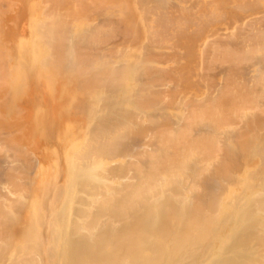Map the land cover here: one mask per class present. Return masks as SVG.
I'll return each instance as SVG.
<instances>
[{
    "label": "bare ground",
    "instance_id": "bare-ground-1",
    "mask_svg": "<svg viewBox=\"0 0 264 264\" xmlns=\"http://www.w3.org/2000/svg\"><path fill=\"white\" fill-rule=\"evenodd\" d=\"M38 3H39L38 5L35 4L32 7V10L34 14L39 13L37 17L41 19L42 21H37L38 19L37 17L34 19L35 22L32 27V31H33L32 34H34L33 35L34 42L32 44L28 43L26 46H23L24 50L22 53L25 58V62H23L22 64H24V66H22V68L19 69L18 71L14 70L11 72L10 70H7L8 68L6 69L7 66L5 65L6 61H4L7 57L5 56L4 51L1 52V49H0V65H1L0 69H2L3 72L10 71L8 74L9 77L12 76L13 78V77H16V75H19L17 76L18 78L21 77L22 79H24L26 83L22 82L20 84L21 87L29 85V83L31 82V78L29 75L30 73L28 74V69H26V67L29 66L31 58L32 59H35V57L38 59L41 58L39 54L42 55V52L44 54V47H41V46H43L45 43H48V40H50V36L51 37L57 36L56 41H59V42L61 40L64 41L61 38L63 35L62 33H64L63 29L66 23H67L66 27H68L69 26L68 24H71V22H74L79 27L78 24L80 23V21L84 18L86 19V17H89L88 14L91 12L92 6L110 5L112 6V8L114 6H117L118 8H120V10L117 11L118 13H116L115 15L117 17L115 19H118L117 21L113 19L114 23L113 22L110 23V20L112 19L110 17L107 21L110 23V25H107L108 23L106 24L109 28L104 29L103 26H102L103 28L100 27L101 25L99 26V28H97L98 27V24H97L96 27L93 26L91 30L89 29L90 35L86 36L84 34V37L89 39L88 41H89L90 46H92L91 42H94V46H97L96 42L98 41H94V40H96V38L98 37L96 36L98 34L97 33L98 31L100 32L101 30L100 33H102L103 35L104 31L102 29L108 30L109 37L111 36L113 37V39H115L114 37L116 36H120V37L126 36V38L128 36L129 38H131L130 35L133 37V33L135 32V26L133 25L135 24L134 23L135 19L129 16V11L131 12L133 4L135 6L136 4H138L140 7V11L143 13L144 18L142 19H144V26L146 29L145 33L147 35L148 42H150L149 44L154 47L161 46L165 50H167V52L170 54L173 51H176L178 49L183 51V53H181V55H183V58L181 57L179 59V57L176 56L177 53L175 54L176 58L178 57L179 60L182 59V62L178 64L177 68L175 69L168 70L169 68L174 67V66L173 67L171 66L166 69L168 71L165 70L166 72L163 71L164 68L161 72H152L151 70L152 68L155 69L154 71L161 70L162 68L161 69L157 67L155 68L153 67L154 65H152V68L151 66H149L147 68L148 70H146V68L144 67L145 71L146 72L148 71L146 74L151 76V78L153 79V82L155 83L156 79L158 80L165 76L168 79H170V81L174 79L177 82L176 85L177 84L181 85L182 91L183 90L191 91V90L197 89L198 87L204 88L205 86H207L205 87L206 90L211 87L210 93L212 92L213 88L215 91V93L212 92V94L214 93L213 96L207 97L208 99H206L205 97V100L201 99L198 101L196 100V98H193V97L191 98L189 97L191 99V100L189 99L190 101L184 99L185 101H189V103L194 99L193 102H191L190 104L187 103L190 105V106L188 105L189 107H187L190 109V110L188 109L189 112L187 111V114L189 113V115H187L186 112H184L186 114V116H184V113H183V116L187 118V119L184 118L186 119L185 122L183 120L184 125L183 124L178 125V123H176V125H178L176 127L174 126L173 122H172L173 123L172 125L171 124L172 119H169L171 115L168 116L166 120L167 114H165L166 113L165 111H164L165 112L164 114L166 116L165 117L164 115L160 116V119L164 118L161 121L166 122V123L164 122L165 123L164 125L157 123V121L154 122L153 120L154 118L152 117L154 116L156 117L157 115L156 113H155L156 115L154 114V112L153 114L149 113L148 116L146 115L147 120L150 122L152 121L151 122L152 125L154 124V128H152L151 123H148L150 125H147L148 129L145 128V130L147 129V132H148L147 136L152 135L151 131L150 132L148 131L150 130V127H151V130L154 132L153 135L155 136L160 146V147L156 146L158 147L156 148V150H154L155 147L150 150L152 145H154L152 144V142H154L155 138H151L153 135L148 138L149 139L148 142H151V144L148 143V146L145 144L147 146L146 147L147 149L143 147L142 149L139 147V144H141L142 142L139 143L137 147L135 145L134 146L126 145V143L129 142V138L132 139L131 142H133V138H134L133 135H135L136 137H139V135L142 132V129L138 126V124H141L143 120L140 119L139 122L138 120H136V117L137 119L139 116L141 118V115L134 114L136 112H134V110L131 109V107L122 113L120 112V114L119 113L114 114L113 119L111 117V121L113 122L109 121L110 116H112L113 114L112 115L111 113L107 115L104 114V116L109 115V117H105L104 119L103 117L101 118L103 120L102 123L105 121V123L102 124L103 126H100L97 128V124H98L97 123L98 121H97L95 123L96 126L94 127L95 128L94 131L92 129V131L91 132L89 131L90 133L88 134L86 133L87 135L83 137L82 139H79V141L77 142L74 141L71 144V146L67 148L68 152H66V159L70 167L69 177L71 179V183L67 187L69 196L66 198V203L63 207V211H61L60 213L54 216V218L52 219V225H51L52 233H54V229H55V233L60 234L59 236L63 234V237L61 236L62 238L61 240H59V244L58 243L55 244L56 247L50 246L51 247L49 248V250L51 251L50 255H53L52 257H55L54 255L57 254L56 260L57 262L59 263L61 262L62 264H193L196 256L199 254V251H201L202 244L206 242L209 243V241L212 240L213 249H211L210 252L208 251L209 252L208 257H206L207 255L206 253L205 255L206 259L204 260L202 264H264V170H263L264 166L261 167L264 161L263 159L264 158V155H263L264 145L262 143L261 144L263 146H261V144L257 145L258 139H256L257 137L256 129H258V131L261 132L262 130L261 126H263L262 134H264V120H262V114L264 113V108H263L264 106L263 107L260 106L264 103V99H263L264 96L262 97V93L264 92V69L263 71H261L260 69L262 68V66L261 68L259 67V70L262 73L259 74L255 72L256 74H258V76L254 74L256 77L252 76V79L247 80V81L244 80L239 75V72H238L239 65L240 64L242 65L244 61L248 62V60L252 58L254 55L264 56V15L260 17L257 16L254 18V16L256 15V11L258 7L260 6V4H264V0H198V2L192 5V7L187 5L184 2L181 3V1H170V0L165 1L162 4L158 3L157 1L155 3L154 0H38ZM10 6H9V9H11ZM135 6L133 7L135 8ZM95 13L99 14L98 12H95ZM95 13H93L92 15L90 14V15L93 16ZM106 20L107 19H105L104 21L101 20V23L102 24L106 23ZM68 21H70V23ZM235 23H236V26L231 28L232 31L229 32L228 34L227 32L226 34H224V36H228L226 37L227 39L226 38L222 39L223 33H220L221 28H219V25L221 26L228 25L231 27ZM3 24H4V19L2 15L0 16V40H2V36H3V27H4ZM93 29H95L94 31L98 29V31L95 33ZM70 30L68 27L66 36L70 35ZM85 31H88V30L86 29ZM139 32L140 31H137L136 33V39H138L140 36V35L137 36ZM92 33H95L96 35L92 37L91 36ZM100 33H99L101 37L100 39H103V40L99 39V41L105 42L104 39H106V41L108 40V42H105L103 44H106V43L110 44L111 42L109 39H112V38L106 37V35H108V32L107 31L104 32L103 36L106 38L104 37L102 38V35ZM208 34H212L213 37L206 41L205 36ZM77 35L79 37L80 34H77ZM77 35H75L76 38L75 36H73V38L76 39V40L72 39L74 40V42L72 41L73 46L75 45L74 44L75 41H77L78 44L80 43L79 40L81 39V37L78 38ZM11 36H15V34H12ZM129 38H127L126 40L130 41ZM228 38H230V40H228ZM87 39L85 40L82 39L83 41L81 40V43L82 42L88 43L86 42ZM202 40L206 42L205 43L203 42L204 45H202V48L198 50L197 44L198 42ZM68 41H70V38L68 39ZM133 42L130 44L132 45ZM51 43L52 42H50L49 44ZM55 43L56 42H54V44ZM58 44H59L58 46L55 45V47L53 48L54 55L53 54L52 55L53 56L57 55L60 57L62 56L61 58L63 59L64 57H66V55L64 52L63 53L65 56L59 54V51H63V48L65 47L68 48V46H64L65 44L62 43L63 44V47H62L61 46L62 44L60 43ZM78 44L75 45V48L77 46V49H79ZM89 44L87 46H89ZM103 44H101V42H98V45H103ZM13 45H14V42L7 43L8 49L6 50V55L8 54L9 56L11 55V52H12L11 46ZM81 47L83 48L84 52H86L87 49L89 48V47H85V45ZM77 49L75 50L77 51ZM81 49L79 51H81ZM153 51H152V55H153ZM35 52L36 53L39 52L37 56L33 54ZM105 53L106 52H104V54ZM149 53L151 52L149 51ZM161 53L162 52H159V54ZM87 54H88V51H87ZM145 54L148 55L147 53ZM159 54L157 53L156 56L158 57ZM154 55L151 57H154ZM156 56L153 59L155 60V62H157L156 60H158V62L160 61L158 63L160 64L164 62L162 60L163 58L166 62L168 61L167 59L171 57L172 55L169 56V55L161 54V56L159 57L161 58L163 62H161V60H159V58H157ZM84 57L87 58V56H84ZM147 57H145L146 60L149 59V62L151 60V63H152L153 60L150 58V56H147ZM173 57H174V54H173ZM176 58L174 60H176ZM45 59H43V61L40 59L37 65L39 69H41L42 68L41 66H43V70L46 73H49V77H46L47 76L46 75L45 79L51 84V82L52 83L54 82V78L51 77L50 74L51 75L54 74L56 67L55 68L53 67L54 66L53 63L49 64V61H47L50 59L49 57H47V60ZM56 61L58 62V60ZM56 61L55 63H57ZM258 62L259 61H257V63ZM145 63H147V61ZM168 63H171V60ZM251 64L253 63L251 62ZM218 65L220 66L225 65L223 66L224 68L227 65L228 72L226 71L227 70L226 68H225L226 70H224L223 68L220 72L223 73L224 71V73L226 72V74H224V76L222 75L224 77V78L222 77L223 78L222 83L221 84L218 83L219 86L213 87L212 85L214 84L215 81L213 80L206 81L204 78V75H205L204 73L206 70L209 71L208 69H211L214 66H216L215 67L216 69L217 67H219ZM38 67L35 73L39 71ZM259 70L257 72H259ZM140 71H142L143 73V70H139V72ZM247 71H245V69L243 68V72L241 73H244V72L247 73ZM0 73H1V70H0ZM13 73H14V76H13ZM112 73L114 72H111V74ZM2 74L3 73H1L0 75L2 76ZM106 74L107 72L105 73V75ZM217 74L219 73L217 72ZM208 75L210 76V74ZM245 75L247 78L248 77L247 74ZM210 77H213V76H210ZM211 79H214V77ZM148 80L149 79H147V83L149 85L152 83V81H150L151 79L149 81ZM88 81L89 80H87L84 83L86 84V86L88 85V88L84 86L85 88H87V91L91 86V83H88ZM135 82H137V80ZM162 84L164 83H161L159 85H162ZM143 86L138 85L137 89L139 90ZM154 86H158V85H154ZM151 87L152 85L150 86V88ZM177 87L174 88L173 86L170 89L169 88L168 89L171 90L172 88H174L172 90L178 91ZM143 89L144 87L142 88V90H140L141 92L135 89L137 92H140L138 93V97H136L134 94L132 96L129 94L128 96V97L131 96L132 98L133 96H135L134 99L136 98L138 100L141 107L145 105L148 106L150 103H153L155 105L156 104L154 102L155 97H157L156 100H158V96L160 95L161 96L159 97V99L161 101L158 100L157 102L164 101L163 99L164 93H166L165 94L166 96L170 94V97L168 100L166 96L164 97L167 101H172L173 99L179 96L178 94V96L175 97L174 96L175 93L174 94L172 92L170 93V91L169 93H167L168 89L166 91L162 89L163 91L162 92L160 91V89L156 88L158 89L160 93L162 92V94L160 93L156 94L155 92H152V91H150V93L148 94L144 92L145 93L144 94L142 93L144 91ZM177 93L178 92H176V94ZM186 93H189V92H186ZM201 95H203V93ZM181 97H183V95ZM259 98L263 99V102ZM101 100L105 102L106 99L101 98ZM107 100L109 101L110 99L107 98ZM107 100L105 103L101 101L102 102L101 105L103 106L107 105L109 103V102L107 103ZM121 100L126 103V101L123 100L122 98ZM137 100L135 101L131 100V102H133L131 104L133 105L135 102V105H136ZM258 100H260L261 103L258 102ZM167 101L165 102L166 104L165 103L164 104L169 107V105H171L170 103H173L174 100L168 103ZM180 101L181 99L178 102L179 104H180ZM87 103H88L87 106L89 107L90 104L89 102ZM113 103H118V102H113ZM258 103H260L259 106H258ZM164 104H163V107H164ZM82 105H85V103H82ZM108 105L111 106L110 103ZM108 105L105 107L108 108L109 107ZM172 106L173 105H171V107ZM177 107L175 108L177 109ZM181 107H183L182 102H181ZM259 107L260 109H258ZM138 108L140 109V107ZM147 108L148 107L145 106L146 111H147ZM261 109L263 111L260 112V114H258L260 115L259 116L260 118L257 115H254V118H252V116H249V112L252 114V110L260 111ZM91 110H93L94 112L95 109L91 107L90 112ZM100 110H101V107H100ZM102 111H103V107H102ZM138 112L140 113L139 110ZM134 115H136V117ZM158 115H161V114L158 112ZM255 116L261 120L260 121L257 120ZM106 118H108V120ZM243 118L247 121V124L245 125L246 127L248 125V129L244 130V128H242L243 130L242 131V130H239L240 128H238L237 125L242 124L241 122L239 123L240 121L239 119L243 120ZM155 119H158V117H156ZM133 120L134 121L136 120L137 122L136 121L135 122L137 124H134L135 122ZM168 120H169V124H167ZM180 120H182L181 116H180ZM236 120L238 121L236 122ZM203 122H206L205 127L207 129L206 128L205 129L207 131L208 129H210V131L213 130V132H209V131L204 132L205 131L204 130L203 133L202 131L200 133L198 131L199 129L198 124H202ZM233 122L235 123V126H237L238 128V129H235L236 132L241 135V136L239 135V138L237 141L233 139L235 136L230 134L231 133L230 126L233 124ZM155 123L157 124L156 126H155ZM208 123L210 125L209 126L210 128L207 127ZM100 124L101 123L99 122V125ZM168 125L171 127L169 128ZM204 125L205 123H203V126ZM179 126L181 128H178ZM259 126L260 128H258ZM225 127H227V129L230 131V133L229 132L228 133L231 135L230 138L233 137L231 138V140L233 139V141L235 142L234 145L240 146V149L242 150L241 152L242 155L243 153L245 154L251 153L254 150V152L257 153L259 157H263L261 161V165L258 167L259 169L262 168L263 171L260 170L261 171L260 173H256L257 171L259 172L257 168L255 172H251V173L246 172L245 174L243 173L244 176L242 177V179H240L241 180L240 185L235 190L229 189L228 191H225V189H222L220 186L219 189H222L223 191L221 190L220 192L219 191L215 192L216 195H213L214 193L205 195L206 193L208 194L211 190H208V189L205 190L206 188L204 187L202 188L201 184L203 183H202V180L200 179H204L203 177L205 175V171L210 172L212 168L210 169V166H207L208 169H210L208 171L207 168H205L206 170L203 169V167H206L203 165H206V163L208 162L217 161L216 160L217 156L220 157V154H222L223 156H225V159L222 162L217 161L213 165V168L215 169V172H214L215 175L219 173L221 176L223 175L225 176L226 174L228 175L229 171L233 169V160H235L233 159V155L235 154V152L233 151L232 153L231 150L233 149L228 148V143L224 142V144H221L219 142L221 141V139L224 140V137H222L223 135L221 136L220 134V137H218L219 135L217 134V138H216V134H215V132L219 133V131ZM44 131H47V129H45ZM194 131L196 133H194ZM241 131L243 132V134ZM234 132L232 134L237 135L236 132L235 133ZM226 133L227 132L225 131V135ZM2 134H3V131L0 132V138H4L3 136H1ZM136 134L137 135L139 134V135L137 136ZM229 134H227V136ZM129 135L133 136V138L129 137ZM145 136L146 135L142 136L141 134L139 138L143 137L142 139L144 140ZM147 136L145 140H147ZM227 136L225 139H227L230 142L229 140L230 138L229 136L228 137ZM6 137L7 135H5V138H4L5 140L3 141V143L7 142ZM126 137L127 138L129 137L128 140L126 139ZM150 138L153 139V141H150L151 140ZM218 139L220 140L218 141ZM0 142H2V139L0 140ZM134 142H136V140ZM238 142L239 144H237ZM10 143L12 144L13 150L10 148L11 145L10 147H8L9 145L6 147L8 149L10 148L9 150L10 151L12 150L11 152L13 154L18 155V152L22 150L23 146H21V144H19L18 142L14 140H11ZM121 143L122 144L125 143L123 144L124 147L126 145L129 149L130 147H132V149H135L134 150L135 152L132 151L133 153H137L136 148H138L140 153L138 152L139 154H136V157L137 158L140 157L141 159L138 158V160H142V162L144 163L147 160V163H148L147 166L144 168V166H141L142 164L141 163L139 167L138 162L140 161L136 162L137 159L135 157H134L135 162L137 163L135 164L138 166H134L135 164H133V166L132 164L130 165L131 162L129 161L127 162L126 159L124 163H121V165L124 164L125 166L124 165L121 166L120 162L118 163V165L116 164V167L118 168H115V167L112 168L111 166L113 163H111V165L109 166L108 163L110 160L114 158H117V159L121 158L122 155H123L122 156L123 158H126L125 154H127V152L130 151L128 150L127 147H125L127 152L124 150L123 147H122L123 148L122 150L118 149V148H121L120 147L122 146ZM149 146L151 147L148 148ZM6 147H5V150H7ZM140 149H142V152ZM0 150H3V149H0ZM143 150L145 152L147 151V153L145 154L146 156L145 159H143L144 157L143 155L145 153ZM0 154H2V151ZM13 154H11L12 155L11 158H14ZM21 154L23 153H20V155ZM25 155L24 157L27 159L28 156H25ZM236 155L234 156L236 157ZM252 155L253 154L251 153V156ZM243 156L245 157V155ZM21 157L23 159V155ZM17 158L15 157L16 160ZM19 158H18V161H21V159ZM25 158H24V161H25ZM32 159H31V162H32ZM249 159L250 158H248L247 160ZM197 160H199V165L201 164V167L198 166V163L196 162ZM28 162L31 163L30 161ZM28 162L27 161L22 162L23 164H25V170H27V171L24 170V172L22 170L23 173L28 172L29 170V169H26V167L30 166ZM133 162L134 161L132 159V163ZM195 162L197 163L196 164L197 167H193L194 165H192V163L195 164ZM26 163L28 164V166H26L27 165ZM32 165H34L33 168L36 167L34 161ZM129 165L131 166L130 168H129ZM31 166H30V169H31ZM126 166L131 170L133 169L134 171L132 170V172H135L136 174V175L132 174V176L137 177L135 182L133 180L131 181V183L133 184H123L124 182L127 183V181H123V183L119 182V178L120 179L122 178L123 180V179H126L127 176L129 175V173L127 176L126 174L122 175L128 169L126 168ZM14 167H12L13 171H18V174L19 173L21 174L20 172L21 170L20 168L18 169V165ZM107 167L109 168L108 170H107ZM0 168H1L0 173H2L4 176V178L0 176V179L2 181L1 183L3 184L6 181L8 182V180H6L7 178L5 179V175L7 174L5 172H7V169L9 168H4L6 169V171L2 169L3 166L1 165H0ZM197 168L199 169L202 168L201 169L202 171L200 172V170ZM21 169H23V167H21ZM111 169H113V171ZM2 170L5 171L4 172L5 174L2 172ZM131 170H127V171L129 172ZM57 171L58 169L56 170V168L54 167L49 170L43 169L40 171V174H38L37 179L32 182L33 188H35V192H36L33 205H31L30 208H26V206L22 205L23 206L22 207L21 203L19 202L17 203L16 201V204L14 203V205H12L11 211L12 212L21 211V212L18 214V216L15 215L16 217L13 215L12 217L14 218L12 217L10 218L9 216L10 214L12 215V212L8 211L6 208H5L6 211L3 210V207L5 206V204L6 206L9 205L8 207H11L10 204L13 203L12 200H14V197L16 196L14 197L10 196V197H13V199L9 198L10 202H8L7 197L5 196L0 197V199H3V200L5 199L3 202L2 200H0L1 201L0 203L4 204V206H0V239L4 241L3 242L4 244H6L4 245L5 247L3 246L4 248L1 247L2 245H0L1 247L0 249H2V251L8 250L7 251L8 255L3 258L1 257L2 259L0 258V264H40L42 263L38 261L39 258L41 257V254L44 252V249H45L44 247L45 237H44L42 228H43L44 220L48 213L46 209L48 206L50 193L52 191L51 188L49 190L47 189H48V183L52 185H56L57 180H58ZM110 172H113V174ZM8 173L10 174V171ZM211 173L213 174V171L210 172V175L206 174L205 180L208 179L207 180L208 182H211V180L209 181V179L212 178ZM12 174H14V172L11 173V178H8L9 182L8 183L6 182V184L4 183L5 184L4 191L6 189L9 190V188L12 187L11 184H14L15 182H16L15 183L16 185L18 183L19 187L18 185L16 186L14 184L16 187H12L11 190L13 188H14L13 190L15 191H18L16 190V188L23 189L20 187V185L23 183L19 184L20 182L17 181L18 176H17V179H14L13 181L12 179L15 178L14 176L15 174L13 175V177H12ZM26 174H29V173H26ZM199 174L201 177L199 179H195L196 178L195 176ZM7 175L6 177H8ZM207 175L209 176L208 178H207ZM123 176H125V178ZM132 176L130 174V177ZM235 176H237L236 173H235ZM26 179H29V176L27 178V175H26ZM130 179H133V177ZM194 179L196 181L197 180L199 181V186L201 187V189L198 186V183L194 185L195 183L193 182ZM213 179L215 180V178ZM226 179L228 180V177L225 178V181ZM233 179H234V176H233ZM10 180H12L13 182L11 183ZM223 180L221 179L220 180L221 182L218 180L217 183L215 182L216 181L215 180L214 181L215 183L213 182V184H216V185L214 186H217L218 182H220L219 185H223V183L225 182V181L222 182ZM28 181L29 180H27V185H24V186L30 187V185L28 184L29 183ZM128 181L130 182V180ZM231 183L232 181L230 182V185ZM207 184H205L204 186H206ZM193 185L195 186V189L194 188L190 189L194 187ZM197 187L200 191H197L198 190L196 189ZM167 189H170V191L172 189L174 193L173 196L174 195L177 196L178 193L181 194V192L182 194L191 193L190 192L191 190H195L196 192L195 191L193 192L195 193L198 192L197 194L200 193L201 196L204 194L202 192H205V194L204 196L199 198V200H197L198 202L195 204L194 203L192 204L190 202L191 200L190 198H193L192 199V202H193V200H195V196L190 197V198L187 197L190 200L189 201L185 200V201L192 204V205H189V203L188 204L184 203L185 201H183V199L182 200L178 199L177 201V197L175 198L173 196L164 195L166 191L168 192ZM189 189L190 191H188ZM13 190L10 192L12 193ZM18 192L23 194V192H20V190ZM28 192L30 193V191ZM175 192H177V194ZM168 193H165V194H168ZM171 193L172 192H170V195ZM9 195L10 193L7 196ZM156 195L159 197V199H157L158 197L156 198ZM60 196H63L64 199L66 197L64 193L62 194L60 193ZM179 197L180 196L178 195V198ZM185 197L186 195H184V197L182 196V198H185ZM6 198H7L8 203H6ZM17 198H19V196ZM44 199H47V201L46 203L43 204ZM240 199L243 201L244 207L246 208L245 214L243 216V212H242V217H241L240 215L241 211H239L240 214L237 217L239 218L240 216L241 218L240 222L237 223L238 221L236 220L237 221L236 224L231 225L232 216L234 215L233 214L234 213L233 204L235 203L236 200H240ZM20 201L22 202V200ZM25 201L26 200L23 201L24 205H25L24 203ZM194 202H196V200ZM55 208H58V206ZM48 216H50V214ZM57 216L60 219H63L62 221H64V225H65L64 231L60 232V230L57 231V228H55V221L57 220L56 219ZM101 218L102 219L106 218V220L109 219V221L107 220L108 222L105 221L104 219L103 223L106 222L107 224L108 223L115 224L116 227L112 224H108V225H111V227H113L114 230L112 229L113 230L112 232L111 230H109L111 229L110 226L107 227L106 223L104 224L105 226L103 225ZM99 221H101L100 224H98ZM97 225L99 226L97 227ZM254 228L256 230L252 231ZM225 230L228 231L229 235L227 234L226 236L225 235L223 236L222 234H220V232L225 231ZM218 241H223L222 244L224 245L219 248L216 247ZM254 242H255V245H258L257 248L260 246L258 249L256 248V246H253L252 243ZM237 248H242V250L244 249L243 253H239L236 250ZM255 249L257 250L260 249V250L257 251ZM1 253L2 252L0 250V255ZM3 253L6 254L5 252ZM203 259L204 258H202V260ZM40 260H42V257Z\"/></svg>",
    "mask_w": 264,
    "mask_h": 264
},
{
    "label": "rangeland",
    "instance_id": "rangeland-1",
    "mask_svg": "<svg viewBox=\"0 0 264 264\" xmlns=\"http://www.w3.org/2000/svg\"><path fill=\"white\" fill-rule=\"evenodd\" d=\"M156 1L158 3H160V4H162L165 1H169V0H165V1L164 0L163 1L162 0H154L155 3H156ZM170 1H181V3L184 2V3H186L187 5H189L191 7H192L193 4H195L196 2H198V0H184V1L183 0H170ZM0 4H1L0 11H1V13L3 12L2 14L0 13V16L3 15V19H4L3 36H2V40H0V49H1V52L4 51L5 56L7 57L4 60V61H6V63H5V65L7 66V67L5 66L6 69L8 68L7 70H10L11 72L14 71V70H17L18 71L19 69L22 68V66H24V64H22V63L25 62V58H24L23 53H22L23 50H24V47L23 46H26L28 43H31L32 44L34 42V40H33L34 39V37H33L34 34H32V32H33L32 31V27H33V24L35 22L34 19L39 15V13H35L34 14V12L32 10V7L35 4L38 5L39 3H38V0H2V1L0 0ZM9 6L11 7V9H9ZM133 6H135V5L133 4ZM133 6H132V9H131V12L129 11V16L130 17H133L135 19L134 20V23L135 24H133L135 26V32L133 33V37L131 35H130L131 38H129L127 36V38H129L130 41L129 40H126L127 39L126 36H123V35H122L123 37L116 36L117 38L114 37L115 39H113V37L110 36L112 39H109L110 38L109 37V31L108 30H104V29L105 28H109L107 25H110L111 22L114 23L113 19L116 20V21L118 20V19H115V18H117L115 15H116V13H118L117 11L120 10V8H118L117 6H114L112 8V6H110V5L92 6L91 12L88 14L89 17H86V19L85 18L82 19L81 20L82 22L80 21V23L78 24L79 27L74 22H71V24H68L69 25L68 26L69 27V30L72 28L70 30V35L69 36L68 35L66 36L67 29H68V27H66V24L67 23L64 25V29H63V32L64 33H62L63 35H62V38H61L64 41H62V40L61 41H62L63 44H65L64 46H68L69 49L67 47H65V48H63V51H59V54H61L63 56L66 55V57H64L63 59L61 58L62 56L61 57L60 56H57V55L53 56L54 55L53 48L55 47V45L58 46L59 45L58 43H60V44H62V43H61V41L60 42L59 41H56L57 36L56 37H54V36L51 37L50 36V40H48V43H45L44 45L42 44L43 46H41V47H44V54L42 52V55L39 54V56H41L40 59L42 61L45 58H46L45 60H47V57H49L50 59L47 60V61H49V64H52L53 63L54 66L53 65L52 66L54 68L56 67L54 74H52V75L50 74V76L54 78V82L53 83L51 82V84L45 79V76L46 75H47L46 77H49V73H46L43 70V66H41L42 68L39 69V67H38L37 64L39 63V60L40 59H38L36 57H35V59H32L31 58L30 63H29V66L26 67V69H28V74L30 73L29 75H30V78H31V82L29 83V85H26V86L21 87L20 84L22 82L26 83L24 79H22L21 77L18 78L17 76H19V75H16V77H13V78H12V76L9 77L8 74H9L10 71L9 72H5V71L3 72V70L0 69L1 70V73H3L2 76L0 75V82H1L0 83L1 84L0 85V132L3 131V134L4 135L2 134L1 136H3L4 138H5V135H7V137H6V141L7 142H5L6 144L3 143V141L5 139L4 138H0V140L2 139V142H0V143H2V144H0V149H3V150H0V153L2 151V154H0V165L3 166L2 169L9 168V169H7V172H5L6 169H4L5 171L2 170L3 173L5 172V173L8 174V175L6 174L8 177H6V175H5V179L7 178L6 180H8V182H9V179L8 178H11V173L14 172V174H15V175L12 174V177H13V175L15 176V178L12 179L13 181H14V179H17V176H18L17 181L20 182L19 184L23 183V184L20 185V187L23 188V189H19V188L17 189L16 188V190H18V191L20 190V192H23V194H25L27 196L26 197L25 195L19 193L18 191L13 190L14 188L12 189L13 190V192H12L13 194L10 192V191H12L11 190L12 187H16L18 185V183H17V185L15 184L16 182L14 183L16 186L14 184H11L12 187L10 186L11 188H9L8 187L9 185H8L7 187L9 188V190L6 189L4 191L5 184H6L7 181L6 180H5L6 182L3 181L5 184L4 183L2 184L1 183L2 181L0 179V189H1L0 190V192H1L0 193V197L5 196V197L8 198V202H10L9 201V198H12L13 199V197L16 196V197H14V200H12L13 203L12 204L9 203L11 207H8L9 205L6 206V204L4 206L3 203H0V206H4L3 207V210H5V208H6L8 211H11L12 205H14V203L16 204V201H17V203L18 202L21 203V206L23 205V206H26V208H30L31 205H33V202L35 200V195H36L35 188H33L32 182L37 179L38 174H40V171L41 170H43V169H46V170L48 169L49 170V169H52L53 167L56 168V170L58 169V171H57V173H58V180H57L56 185H52V184L48 183V189L47 190H49L51 188L52 191L50 193V198H49L48 206H47V209H46L48 211V213L46 215V218H45L44 224H43V228H42L43 233H44V237H45V242H44L45 249H44V252L41 254L42 260H40L41 257L38 260L39 262H42L40 264H62L61 262L60 263L57 262V260H56V258H57L56 255L57 254L54 255L55 257H52L53 255H50V253H51V251L49 250V248H51L50 246L56 247L55 244H57V243L59 244V240H61V238L63 237V234H61V236H62L61 237V236H59L60 234L55 233V229H54V233H52L51 225H52V219L54 218V216L56 214L60 213L61 211H63V207H64V205L66 203V198L69 196V192H68V188L67 187L70 185L71 179L69 177L70 176L69 175L70 167H69V164H68L67 159H66V152H68V149L67 148H69L74 141L75 142L79 141V139H82L88 133H90L92 131V129L94 131L95 130L94 127L96 126L95 123L97 121H98L97 122L98 123L97 124V128L100 127V126H103L102 124H104L105 121L102 123L103 120L101 118L103 117V119H104L105 117H109V115L108 116H104V114L105 115L110 114V113H111V115L113 114L112 116H110V120H109L110 122H113V121H111V117L113 119L114 114H116V113H119L120 114V112L122 113V112L126 111L130 107H131V109L134 110V112H136L134 114L141 115V118L139 116L138 119H137L136 115H134V116L136 117V120H138V122H139L140 119L143 120V122L141 124H138V126L142 129V132H141L142 136H144V135L147 136V134H148V132H147L148 126L147 125H150L148 123H151L152 122V121L151 122L148 121L147 118H146L149 113L150 114L151 113L153 114V112H154V114L155 113L157 114V115L156 114L155 115H156V117H158V119H155L156 117L154 115H152V116H154L152 118H154L153 119L154 122L157 121V123H159V124H163L164 125L166 123L165 121H163V122L161 121L164 118H161L160 119V116L164 115V117H165L166 116L165 114H167L166 120H167L168 116L171 115V117H169V119H172L171 120V124L172 125H173V123H174V126H176V127L178 125H180V124H183L184 125V122L187 119L184 116H186L187 111L189 109L187 107H189L190 106L189 104L191 102H193V100H194L193 99L189 103V101L191 100L190 98L191 97L196 98V100H198V101L201 100V99H204L205 100V97H206V99H208L207 97H211L215 93L214 88L212 90V92H214L213 94H212V92L210 93L211 87L206 90L205 87H207V86H205L204 88L203 87H201V88L198 87L197 89L191 90V91H189V90L188 91H186V90H183L182 91L181 90L182 89L181 85H179V84L176 85L177 82L174 79L172 81H170V79H168L165 76L162 77V78H160V79H158V80L156 79V82L155 83L153 82V79L151 78V76L146 74L148 71L146 72L145 71V68H146V70H148L147 68L149 66H151V68H152V65H154L153 67H155V68L156 67L159 68V69L162 68L161 70H158L157 69L158 71H154L155 69L152 68L151 69L152 72H161L163 70V68H164L163 71H165L167 68H169L171 66L172 67L174 66V67L173 68H169L168 70L175 69V68H177V65L182 62V59L181 60H179V59L181 57L183 58V55H181V53H183V51L180 50V49H178L176 51H173L170 54V53L167 52V50H165L161 46H159V47H156L155 46L154 47V46L150 45L149 44L150 42H148V40H147L148 38H147V35L145 33L146 29H145V26H144V19H142V18H144L143 17V13L140 11V7H139L138 4H136L135 8ZM109 8H111V9H109ZM95 12H98L99 14H96ZM93 13H95V14L93 16H91ZM4 14H5V16H4ZM263 15H264V4H260V6L258 7V9L256 11V15L254 16V18L257 17V16H259V17L260 16H263ZM110 17L112 18L111 19L112 21L110 20V23H109L107 21H108V19ZM105 19H107V20H106V23H104L105 24L104 25V24L101 23V20L104 21ZM37 21H42V20L38 18ZM68 22L70 23V21H68ZM97 24H98V27L97 28H99V26L101 25L100 27H102V26L104 27V29H102L103 27L101 29L104 32H106V31L108 32V35H106V37H109L108 39L111 42L110 44L109 43H106L107 45L106 44H103L105 42H108V40L106 41V39H104L105 42L99 41V39L101 38L100 35H99V33L101 32V30L99 32L98 29H96V31H94L95 29H93V31L95 33L98 31L97 32L98 34L96 35L95 33H92L91 36L92 37H94L95 35L98 36L96 38V40H94V41L101 42V44H103L105 46L98 45V42H96L97 44L95 43L97 46H94V42H91L90 41L92 43V46H93L92 47L89 44V41H88L89 39H87L86 37H84V34L86 36L87 35L89 36L90 35L89 29L91 30L93 28V26L96 27ZM235 26H236V23L233 26H231V27L228 26V25L227 26L226 25H223V26L219 25V28H221L220 33H223L222 39L228 37V36H224V34H226V32H227V34L229 32H231L232 31L231 28H233ZM86 29L88 31H85ZM137 31H140L137 34V36L140 35L138 39H136V33H137ZM104 32H103V35H104ZM12 34H15L16 37L15 36H11ZM77 34H80L79 37H78ZM100 34L102 35V33H100ZM105 34H107V33H105ZM7 35H8V37H7ZM75 35H77L78 38L81 37L80 40L78 39L80 41L79 44L77 43V41H75V43H74L75 45H77V44L79 45V49H77V46H76V48H75V45L73 46V42H74V40H76L75 39L76 38ZM103 35H102V38L104 37ZM73 36H75V38H73ZM134 36H135V38H134ZM68 37L70 38V41H68V39H69ZM106 37H104V38H106ZM212 37H213L212 34H208V35L205 36V39L207 41V40L211 39ZM3 38H4V40H3ZM58 39H59V37H58ZM72 39H74V40H72ZM82 39H84V40L87 39L86 42H88V43H84V42L81 43V40ZM100 40H103V39H100ZM134 40H136V41H134ZM228 40H230V38H228ZM124 41H126L127 43L124 42ZM131 41L132 42L134 41L135 43L133 42V44L131 45L130 44V43H132ZM206 41L202 40V41L198 42L197 49L200 50L202 48V45H204V43ZM10 42H14V45L11 46V51L12 52H11V55L9 56V54L6 55V50L8 49L7 43H10ZM50 42H52V43L49 44ZM54 42H56V43L54 44ZM63 44L61 45L62 47H63ZM88 44H89V46L91 48L89 46H87ZM84 45H85V47H89L90 48V49L88 48L89 50L87 49L88 54H87V51H86L85 47H84V49H85L86 52H84L83 51V48L81 47V46H84ZM48 46H49V48H48ZM94 48H95L96 51L94 50ZM75 49H77V51ZM80 49H81V51H79ZM82 51H83V53H82ZM149 51L151 53H149ZM152 51H153V55L155 54L154 57L157 55V53L159 54V52H162L161 54H165V55H169V56L172 55V56L169 57L170 59L169 58L167 59L168 60V61H166L167 63L165 62V60L163 58L162 60L165 62L164 63L161 60V58L159 57V56H161V54H159L158 57L157 56L156 57L159 58V60H161V62H163V63L158 64L160 61L158 62V60H156L157 62H155V60L153 59L154 57H151V56H153L152 55ZM63 52L65 53V55H64ZM75 52H77L78 54L75 53ZM104 52H106V53L104 54ZM38 53L39 52H37V53L35 52L33 54H35L37 56ZM143 53H144V55H143ZM145 53H147L148 55H146ZM176 53H177L176 56H178L179 59H178V57L176 58V56H175ZM173 54H174V57H173ZM84 56H87V58L84 57ZM147 56H150V58L153 60V62H152L153 64L151 63V60H150V62H149V59L146 60L145 57H147ZM253 57H254V59H253ZM253 57L250 58L248 60V62L247 61H244L243 62L244 65L243 64L242 65L240 64L239 67H238L239 75L244 80H246V81L247 80H251L252 79V76H254V77L258 76V74H256V73H259L260 74V73H262L261 71H263V69H264V63H263L264 62V56L254 55ZM84 58H86L87 60L84 59ZM157 58H155V59H157ZM175 58L178 61L174 60ZM144 59L147 61V63H145L146 61ZM56 60H58V62ZM170 60H171V63H168V62H170ZM55 61L57 63H55ZM172 61L174 62V64H173ZM257 61H259V62L257 63ZM251 62L253 64H251ZM145 64H146L147 67L145 66ZM249 65H251V66H249ZM218 66L220 68L221 67L222 68L220 69L219 67H217L219 70L217 68H216L217 69L216 70L215 69L216 66H214L211 69H208L209 71L206 70L205 73H204L205 74L204 75V78H205L206 81H211V80L215 81L214 84L212 85L213 87L219 86L218 83H220V84L222 83L223 78H224L223 76H224V74H226V72L224 73V71H223V73L220 72L224 68L223 66H225V65H221V66L218 65ZM261 66H262V68H261ZM0 67H1V65H0ZM37 67L39 69V71L37 72L38 74L35 73L36 70H37ZM57 67H59V68H57ZM259 67L261 68L260 69L261 71L259 70ZM79 68L80 69L82 68V69L80 70ZM108 68H109V70H108ZM225 68H224V70H226L228 72L227 65H226ZM243 68L245 69V71L248 70L247 73L246 72L241 73V72H243ZM59 69H60V71H59ZM139 70H143V73H142V71L139 72ZM151 70H149V71H151ZM168 70H166V71H168ZM258 70H259V72H257ZM110 71L111 72H114V73L111 74ZM106 72H107V74L105 75ZM206 72L208 74H210V76H213L215 80L214 79H211L213 77H210ZM217 72L219 74H217ZM90 73H91V75H90ZM97 73H99L100 75L97 74ZM245 74H247V76H248L247 78H246V75ZM254 74H256V76ZM13 76H14V73H13ZM93 76H94V78H93ZM146 78L149 79V80L151 79L150 81H152V83H154V84L151 83V84L148 85ZM135 79L137 80L138 83L135 82L136 81ZM87 80L90 81V82L88 81V83H91V86L88 89V91H87L88 85L86 86V84H84ZM107 82H109V83H107ZM157 82L158 83L160 82L159 84H161V83H164V84L159 85ZM114 85H115V87H114ZM138 85L139 86H143L144 85L143 86L144 87V89H143L144 91L142 93L145 92L147 94L150 93V91L155 92L156 94H159L160 92L158 91V89H160V91H162V89L164 91H166L168 88L170 89L173 86H174V88L178 86L177 87L178 91L177 90L174 91V90H172L174 88H172L171 89L172 91L168 89L167 90V93H169V91H170V93L171 92L173 94L175 93V95H174L175 97L178 96V94H179V96L176 97L175 99H173L174 101L170 98L173 101V103H170L171 105H173L172 107L169 104H168L169 107L167 105H165L166 104L165 102L169 99L170 94H168L167 96L165 95L166 93L163 94L164 97L165 96L167 97V100L163 97V99H164V101H162L163 103L160 102L161 100L159 99V97L161 95L158 96V100H160L159 101L160 104H159V102H157L158 100H156L157 97H155V101L154 102L156 103L155 104L156 106L153 103H150L149 104L150 106L149 105L148 106L145 105L146 107H148L147 108V111H146L145 110V106L141 107V105L139 104L138 100L136 98L134 99L135 96L138 97V93H140L141 92L140 90H142V88H143L142 87L141 89L138 90L137 89L138 88ZM151 85H152V87L150 88ZM154 85H158V86H154ZM167 85H168V87H167ZM84 86H86L87 88H85ZM145 86L146 87L149 86V87H147L148 89ZM156 88H158V89H156ZM135 89L138 90V91H140V92H137ZM203 89H205V90H203ZM19 90H20V92H19ZM21 92H23V93H21ZM162 92L160 94H162ZM176 92H178V93L176 94ZM186 92H189V93H186ZM206 92L209 93V94H207ZM202 93H203V95H201ZM263 93H262V97L264 96ZM129 94L131 96L134 94L135 96H133V98L130 96L131 97L130 98V97H128ZM182 95L185 98L181 97ZM101 98H104L106 100H107V98L110 99L109 101L107 100V103L109 102L110 105H111V106H109L108 105L109 103L107 104L110 108L109 107L108 108L105 107L107 105H104V106L101 105L102 102L104 101L103 99H102L103 100L102 101ZM121 98L123 100H125L126 103L124 101H122ZM179 98L181 99L180 104L178 103L179 100H180ZM182 99H183L184 103H183ZM184 99H186V100H189L190 99V100L189 101H185ZM263 99H260V100H262V102H263ZM106 100H105V102H106ZM131 100L132 101L137 100L136 101L137 104L135 105V102H134V104H133L134 106H133L131 104V103H133V102H131ZM260 100H258V102L261 103ZM172 101H167V103L168 102H172ZM87 102H89V104H90L89 107L87 106L88 105ZM105 102H103V103H105ZM113 102H118V103H113ZM181 102L183 104V107H181ZM82 103H85V105H82ZM187 103H189V104H187ZM260 103H258V106L260 105ZM163 104H164V107H163ZM177 105H178V107H177ZM137 106L140 107V109ZM260 106L263 107L264 106V103L262 105H260ZM91 107L95 109L94 112H93V110H91V112H90ZM100 107H101V110H100ZM102 107H103V111H102ZM149 107H151V108H149ZM175 107H177V109ZM119 108H121V109H119ZM184 109H185V111H184ZM258 109H260V107ZM119 110H121V111H119ZM138 110L140 111V113L138 112ZM262 111H263L262 109L260 111L259 110L258 111L257 110H254V111L252 110V114L249 112V116H252V118H254V115H257L259 117L260 115H258V114H260V112H262ZM158 112L161 115H158ZM184 112H186V114ZM183 113H184V116H183ZM263 114H262V120H264V118H263L264 115ZM187 115H189V113ZM180 116H181V119L182 120H180ZM184 118H186V119H184ZM255 118L257 120H259V121L261 120V119H259L260 117L257 118L255 116ZM99 119H101V120H99ZM106 119L108 120V118H106ZM183 120H184V122H183ZM239 120H240L239 123L241 122L243 124V125L240 124L241 126L240 125H237L238 128H240L239 130H242V128H244V130L245 129L247 130L248 129V125H247V127L245 125V124H247V121L244 118H243V120H241V119H239ZM180 121L183 122V123H181ZM237 121L238 120H236V122ZM99 122L101 123L100 125H99ZM136 122L134 124H137ZM234 122L232 124L233 126L232 125L231 126L229 125L230 128H231V129L229 128L230 131H231V133L227 129V127H225L223 129H221L219 131V133H216L215 132V134H216V138H217V134L219 135L218 137H220V134H221V136L223 135L222 137H224V140H226V141H224L222 139H221V141H219L220 139H218V141L221 144H224V142L228 143V148L229 149L230 148L233 149V150H231L232 153L234 151L235 152L234 155L238 154V155H236L237 158L233 155V159H235V160H233V169H234V167H235V169L234 170L232 169L233 172H232V170L229 171V174L228 175L226 174L225 176L224 175L221 176L219 173H217L219 176L217 174L215 175V173H214L215 172V169L213 168L214 163L217 162V161L218 162H222L225 159V156H223L220 153H219L220 154V157L217 156V159H216L217 161H215V162L214 161L213 162H208V163H206V165H203L202 164L203 166H206V167H203V169H205V168L208 169L207 166H210V169L211 168L212 169L211 170L208 169V171L209 170H210V172L213 171V174L211 173L212 178L210 176L211 179H209V181L211 180L212 183L211 182H208L207 181L208 179L205 180L206 174L210 175V172L205 171V175L203 177L204 179H200V180H202V183L203 184L205 182H206L205 184H207V182H208V184L206 186H204L205 184L204 185L201 184V187L202 188L203 187L206 188L205 190H207V189L208 190H211L210 192L207 191V192H209L208 194L207 193L205 194V192H202L205 195H209V194H213V193H214L213 195H216L215 192H217V191L220 192L222 189H225V191H228L229 189H234V190L237 189V187L240 185V182H241L240 179H242V177L244 176V174L246 172H250V173L251 172H255L256 169L261 165V161H262V158L263 157H259V155L257 153H255L254 150H253V152H251L253 154L252 156H251V153H248V154L243 153V155H245V157H244L241 154L242 150L240 149V146L234 145L235 142L233 141V139L237 141L238 138H239V135H240L235 130V129H238V128H237V126H235V123ZM176 123H178V125H176ZM203 123H205L204 126H203ZM203 123L202 124H198L200 127L197 125L198 128H199V129L198 128L197 129H198V131L200 133H201V131L203 133L204 130H205L204 132L207 131L206 130L207 128L205 127L206 126V122H203ZM142 124H144V125H142ZM167 124H169V120H168ZM156 125L157 124L155 123V126ZM183 125H181V126H183ZM207 125H208L207 127L210 126L209 123ZM160 126H159V128H160ZM197 126H195V127H197ZM151 127L154 128V124L152 125V123H151ZM151 127H150V130H148V131L149 132L151 131V134L153 135L154 132L151 130ZM170 127L171 126H169V128ZM195 127H194V129H195ZM145 128H147V129L145 130ZM156 128H158V127H156ZM178 128H181V127L179 126ZM258 128H260V126ZM261 128H262L261 132L258 131V129H256V132H257L256 139H258L257 140V145H260L261 143L264 145V137H263L264 134H262L263 133V126H261ZM45 129H47V131H44ZM211 129H212V127H211ZM195 131H194V133H196ZM208 131L209 132H213V130L210 131V129H208ZM225 131L227 132L226 135H225ZM234 131L236 132L237 135L232 134ZM220 132H222V133H220ZM228 132L231 135L235 136L234 138L231 137V138H233L232 140L230 138L231 135ZM227 134H229L228 136H229L230 139L229 138L228 139L230 140V142L227 139H225L226 136H227ZM242 134H243V132H242ZM140 135H139V137H140ZM152 135H150V136H152ZM260 135H261L262 138L260 137ZM133 136H134V138H133ZM133 136H130L129 135V137L133 138V142L135 140H136V142H134V143L131 142L132 139H130L128 137L129 138V142H127V143L125 142L126 145H129V146H131V145L134 146L135 145L137 147L138 144L142 142L144 145L141 143V144H139V147L140 148H142V147L143 148H146L148 146V143L151 144V142H148L149 141L148 138L150 136H147V140H145L146 136H145L144 140L142 139L143 137L139 138V137H136L135 135H133ZM9 138H11V139H9ZM128 138L126 137L127 140H128ZM151 138H155V136L153 135ZM9 140L10 141L11 140H14V141L18 142L19 144H21V146H23L25 150L22 147V150L23 151L21 150L22 152L21 151H19V152L20 153H23V154L20 155L19 152H18V155L13 154L11 152L13 150L12 149V144L10 143ZM150 141H153V139H151ZM125 143H123V144H125ZM123 144H122V146H120V144H119V146L121 148H118V149H121L122 150L124 148V150L127 152V150L125 149V147H127V146L125 145V147H124ZM152 144H154V145H152V147L151 146L148 147V148L151 147L150 150L153 149L154 147H155L154 150H156V148H158L156 146H159L156 138H155L154 142H152ZM237 144H239V142ZM262 144H261V146H263ZM1 145H3V146H1ZM10 145H11V147H10ZM6 146L10 147L12 150L10 151L9 150L10 148L8 149ZM5 147H6L7 150H5ZM131 149H132V147H130V149L128 148V150H130V151L127 152V154H125L126 155V158H123L122 157L123 155L121 156V158H118V159L117 158H114V159H112V160L109 161L108 165L110 166L111 163H113L111 167L112 168L113 167L118 168V167H116V164L118 165V163L120 162V165H121V163H124L125 162V159H126L127 162L128 161L131 162L130 165L132 164V166L136 162L140 161V162H138L139 167H140V164L142 163L141 166H144V168H145L147 166V164H148L147 163V160H146L145 163L142 162V160H138V158H140V157H138V158L136 157V154H139L140 153L139 150H138V148H136L137 149V151H136L137 153H133L132 151H134L135 149H132V150ZM142 149H140L141 152H142ZM239 150H240V152H239ZM7 151H9V152H7ZM146 153H147V151L144 153V155L142 154L144 156V157L141 156V157H143V159L146 158V156H145ZM11 154L14 155V158H11L12 157ZM255 154H257L258 156L255 155ZM22 155H23V159L21 157ZM24 155L25 156H28L29 158L27 157V159H26L24 157ZM30 155H31V157H30ZM125 155H124V157H125ZM129 155H131L132 157L129 156ZM263 155H264V153H263ZM138 156H140V155H138ZM15 157L16 158L17 157L18 158L21 157L19 159H21V161L23 160L22 162H26V161L27 162L28 161L31 162V159L33 158L31 163L33 164V161H34L36 167L33 168L34 165H32L31 163L28 162V164L30 166L32 165L31 166V169H30V166H28V164L26 163L27 164L26 166H28V167H26V169H29L30 171L28 170V172L23 173L24 170H25V164H23L21 161H18V158L16 160ZM134 157L137 159L136 162H135V158ZM24 158H25V161H24ZM248 158H250V159L247 160ZM132 159L134 161L133 163H132ZM201 161H200V163H201ZM196 162L198 163V166L201 167V164L199 165V160H197ZM196 162H195V164L192 163V165H194L193 167H197L196 166V164H197ZM22 164H23V166H22ZM136 164L134 166H138ZM13 165L14 166H17L18 165V169L20 168L21 174L20 173L18 174V171H13V168H12V167H14ZM123 165H121V166H123ZM130 165H129V168L131 167ZM216 165H217V163H216ZM127 166H126V168H128ZM263 166H264V161H263V164L261 165V167H263ZM21 167H23V169H21ZM14 168H16V167H14ZM129 168L127 170H131ZM215 168H216V166H215ZM34 169H36V170H34ZM108 169L109 168L107 167V170ZM197 169H199V168H197ZM201 169L202 168L199 169L200 172L202 171ZM22 170H23V172H22ZM111 170L113 171V169H111ZM132 170L129 171V172L128 171L127 172L125 171V173H123L122 175H125L126 174V176H127L128 173H129V175L127 176L126 179H123V180H122V178L121 179L119 178V182H122L123 183V181H127V183L124 182L123 184H133V183H131V181L133 180L135 182L136 179H137V177L136 176H132V174H135V172H132ZM257 170H259V172L257 171L256 173H260L261 172L260 170H262V168L261 169L258 168ZM263 170H264V167H263ZM0 171H1V168H0ZM9 171H10V174L8 173ZM25 171H27V170H25ZM26 173H29V174H26ZM110 173L113 174V172H110ZM235 173H236L237 176H235ZM130 174L133 177V179H130V178H132V177H130ZM26 175H27V178L29 176V179H26ZM208 175H207V178L209 177ZM0 176H2L4 178V176H3L2 173H0ZM233 176H234V179H233ZM119 177H121V176H119ZM123 177L125 178V176H123ZM195 177H194L195 179H199L201 176L199 174V175H197ZM227 177H228V180L226 179V181H225V178H227ZM235 177H236V179H235ZM213 178H215L216 181ZM221 179L222 180L224 179L222 182L225 181L226 184L224 182L223 185H219V183L221 182L220 181ZM12 180H10L11 183L13 182ZM27 180H29L28 181L29 182L28 184L30 185V187L24 186V185H27ZM128 180H130V182ZM194 180H193V182H195L194 185L196 183H198V186H199V181L198 180L197 181L196 180L194 181ZM218 180L220 181V182H218V185H217L218 187L217 186H214L216 184H213V182L215 181L217 183ZM238 180H240V181H238ZM231 181H232V183L230 185V182ZM211 185H212V187H211ZM220 186H221L222 189H219ZM18 187H19V185H18ZM201 187H200V189H201ZM193 188L195 189V186L192 187V188H190V189H193ZM190 189L188 191H190ZM196 189H198V187ZM25 190H27V191H25ZM62 190H63V192H62ZM167 190H168L169 193L167 191L165 193H168V194H165L163 192L164 195L173 196L174 193H173L172 189H171V191H170V189H167ZM202 190H204V189H202ZM7 191L10 193L9 196H7L9 194ZM28 191H30V193ZM193 191H195V190H191L190 192L192 193ZM197 191H200V190L198 189ZM170 192H172L171 195H170ZM195 192L192 193L193 195L191 193H187V192H186L187 194H184L183 193L184 195H186L185 198H182V196L184 197V195L182 194V192H181V194L178 193V195L181 198L180 197L178 198V195L177 196L174 195L173 197H175V198L177 197V201H178V199H181V200L183 199V201H185V200L186 201L187 200L189 201L191 199L190 202L192 204L193 203L195 204V203L198 202L197 200H199V198H201L202 196H204V194L201 196L200 193L197 194L198 192L197 193H195ZM60 193L61 194L64 193L65 196H66L67 193L68 194H67V196L64 199L63 196H60ZM175 193L177 194V192H175ZM10 196H13V197H10ZM18 196H19V198H17ZM194 196H195L196 202H194L195 200H193V202H192V199L193 198H190V197H194ZM197 196H198V198H197ZM5 197H3V198H5ZM157 197L158 196L156 195V198ZM187 197L190 198V199H188ZM7 198H6V203H8L7 202ZM16 199H18L19 201L16 200ZM157 199H159V197ZM0 200H2V202H3L5 199L4 200L3 199H0ZM20 200H22V202ZM24 200H26L24 202L25 205L23 204V201ZM44 201H43V204L46 203L47 199H44ZM186 201L184 203L188 204L189 202H186ZM191 203H189V205H192ZM1 204H3V205H1ZM56 205L58 206V208H55V207H57ZM245 209L246 208L244 207L243 201L241 199L235 201V203L233 204V210H234V213L233 214L234 215L232 216L231 225H235L237 221H238L237 223L240 222V219L241 218H240V216H239V218L237 216L241 213L240 215L242 217V212H243V216H244ZM239 211H241V212L239 213ZM20 212L21 211L12 212V215L10 214L9 217L11 218L13 215L14 216L15 215L18 216V214ZM49 214H50V216H48ZM12 218H14V217H12ZM58 218L59 217L57 216V218H56L57 220L55 221V228H57V231L60 230V232H61V231H64L65 230L64 229L65 228V225H64V221H62L63 219H60V218L58 219ZM104 219H105V221H107V220L109 221V219L106 220V218H103L101 220L102 223L104 222ZM57 221H59V222H57ZM101 221H99L98 224H100ZM105 223H103V225ZM108 224H112V223H108ZM108 224H107V227H109V226L111 227V225H108ZM103 225H101V226H103ZM112 225L115 226V224H112ZM98 226L99 225H97V227ZM112 229H113V227H111V229H109V230H111V232H112L114 230V229L113 230ZM250 230H252V229H250ZM255 230L256 229L254 228L252 231H255ZM220 234H222L223 236L224 235L226 236L228 234V231L227 230L222 231V232H220ZM1 241L2 240L0 239V242ZM3 242L4 241H2L1 244H0V245H2L1 246L2 248L5 247L4 245H6ZM222 242L223 241H218L216 247H218V248L219 247H222L224 245V244H222ZM212 244H213V241L212 240L209 241V243L206 242V243H203L202 244L201 251H199V254L196 256L193 264H198V263L202 264L204 262V260L206 259V257L209 256L208 254L211 251V249H213ZM252 244H253V246H256V248H257L258 245H255V242L252 243ZM204 246H206V247H204ZM257 249H255V250H257ZM260 249H262V248H260ZM0 250L2 252L1 255H0V258L1 257L3 258V257H5V256L8 255L7 254L8 253L7 252L8 250H6V251L5 250L2 251V249H0ZM236 250L239 253H243V251H244V249L242 250V248H237ZM259 250H257V251H259ZM3 252H5L6 254H4ZM206 253H207V255H206ZM2 254H4V255H2ZM205 255H206V257H205ZM202 258H204V259L202 260Z\"/></svg>",
    "mask_w": 264,
    "mask_h": 264
}]
</instances>
